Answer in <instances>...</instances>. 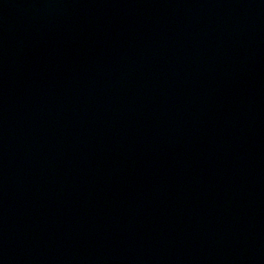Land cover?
I'll return each mask as SVG.
<instances>
[{"label": "water", "instance_id": "obj_1", "mask_svg": "<svg viewBox=\"0 0 264 264\" xmlns=\"http://www.w3.org/2000/svg\"><path fill=\"white\" fill-rule=\"evenodd\" d=\"M0 264H264V0H0Z\"/></svg>", "mask_w": 264, "mask_h": 264}]
</instances>
